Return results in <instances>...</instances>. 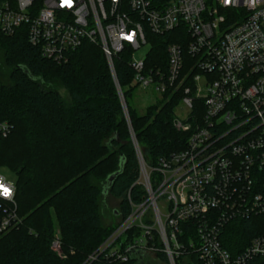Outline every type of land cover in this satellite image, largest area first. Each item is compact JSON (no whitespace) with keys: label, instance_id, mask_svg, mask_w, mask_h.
Wrapping results in <instances>:
<instances>
[{"label":"built area","instance_id":"1","mask_svg":"<svg viewBox=\"0 0 264 264\" xmlns=\"http://www.w3.org/2000/svg\"><path fill=\"white\" fill-rule=\"evenodd\" d=\"M180 26L194 61L179 42L167 45L166 66L148 67L149 51L135 58L150 43L147 30L161 35ZM0 28L24 33L58 63L86 42L99 45L118 88L114 59L129 52L137 88L182 94L173 126L187 134L185 147L148 166L134 139L137 182L147 197L132 203L101 250L110 247L111 256L126 261L145 249L159 251L158 242L169 264L192 256L199 264H264L263 236L235 255L221 241L226 224L264 213V0H0ZM11 130L0 121L1 135ZM161 199L168 202L165 214ZM22 223L16 183L0 175V234ZM133 226L141 234L121 253L117 240ZM51 247H61L58 235Z\"/></svg>","mask_w":264,"mask_h":264},{"label":"trees","instance_id":"2","mask_svg":"<svg viewBox=\"0 0 264 264\" xmlns=\"http://www.w3.org/2000/svg\"><path fill=\"white\" fill-rule=\"evenodd\" d=\"M147 36L148 67L166 66L170 42L183 43L186 59H196L185 47L184 26L161 35L147 30ZM130 59L129 52L114 59L127 120L99 45L86 42L58 63L45 58L24 33L8 35L0 28V121L12 126L7 136L0 133V165L18 174L16 199L23 216L20 227L0 234V264H86L93 253L91 264H140L141 252L124 261L111 256L110 247L99 250L132 213V203L147 197L137 182L134 139L146 164L155 166L161 156L184 148L187 134L173 126L181 93H163L143 113L134 107ZM109 195L120 201L113 210L118 221L104 225L101 204ZM56 232L63 256L51 247ZM140 234L138 226L125 231L117 240L120 252ZM256 236L264 237V213L226 224L221 241L235 255ZM158 255L167 261L165 253ZM184 262L199 264L195 256L178 264Z\"/></svg>","mask_w":264,"mask_h":264},{"label":"rangeland","instance_id":"3","mask_svg":"<svg viewBox=\"0 0 264 264\" xmlns=\"http://www.w3.org/2000/svg\"><path fill=\"white\" fill-rule=\"evenodd\" d=\"M151 48V43H147L144 45L141 49L135 51V58L140 59L145 56V54L150 50ZM63 95L67 100H69V95L66 92V90L63 88L62 90ZM120 92V88H119ZM159 93L153 92L151 90H144L140 87L136 89V92L132 98L134 107L138 110L139 113H143L146 110V107L151 104L157 97H159ZM120 99L122 102L123 110L125 117L127 120H129V113L128 109L126 106V103L124 101V97L122 93L120 92ZM176 114L178 116L182 115V111L179 109L176 111ZM134 139V137H133ZM135 143V142H134ZM138 146V144H137ZM137 146L134 144L135 149L137 150ZM139 147V146H138ZM141 152V151H140ZM0 175H3L7 180L16 182L18 179V174L17 172L10 167L9 165H0ZM119 199L115 198L113 195L107 196L104 201L102 202V223L104 225H108L111 223H116L118 219L113 215V210L116 209L119 206ZM158 204L160 206L161 211L163 214L167 212V200L161 199L158 201ZM55 222V220H54ZM56 224V222H55ZM56 235H59V232H56ZM111 240H108L107 242L105 241L107 245H109ZM102 247L99 248L101 250ZM162 252V248L159 245V252L154 251V250H148L145 249L141 251V254L139 255V263L140 264H169L168 261H165L158 255V253ZM57 253L59 255H62V249L61 247L58 249ZM63 256V255H62ZM96 257V254L93 253L91 254L88 259L85 261L87 262L86 264H91L94 261V258ZM168 260V259H167ZM85 264V263H84Z\"/></svg>","mask_w":264,"mask_h":264},{"label":"snow or ice","instance_id":"4","mask_svg":"<svg viewBox=\"0 0 264 264\" xmlns=\"http://www.w3.org/2000/svg\"><path fill=\"white\" fill-rule=\"evenodd\" d=\"M66 2H70V0H66ZM4 194H8V190L4 189Z\"/></svg>","mask_w":264,"mask_h":264}]
</instances>
